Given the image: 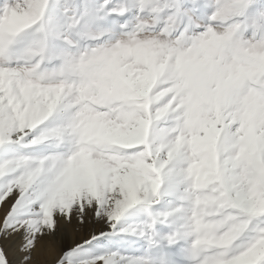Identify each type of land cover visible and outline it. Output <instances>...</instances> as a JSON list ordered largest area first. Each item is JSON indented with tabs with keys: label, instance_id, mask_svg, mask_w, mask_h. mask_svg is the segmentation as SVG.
<instances>
[{
	"label": "snow or ice",
	"instance_id": "1",
	"mask_svg": "<svg viewBox=\"0 0 264 264\" xmlns=\"http://www.w3.org/2000/svg\"><path fill=\"white\" fill-rule=\"evenodd\" d=\"M0 264H264V0H0Z\"/></svg>",
	"mask_w": 264,
	"mask_h": 264
}]
</instances>
